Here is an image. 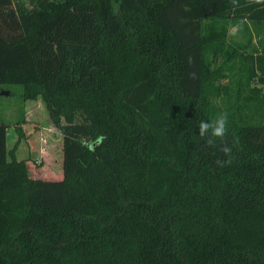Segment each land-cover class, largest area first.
<instances>
[{"label": "trees", "instance_id": "16d2710c", "mask_svg": "<svg viewBox=\"0 0 264 264\" xmlns=\"http://www.w3.org/2000/svg\"><path fill=\"white\" fill-rule=\"evenodd\" d=\"M242 18L264 5L0 0V85L42 98L62 158L59 179L32 177L0 122V264H264V124L213 102L236 57L264 84V49L224 43ZM221 112L210 146L198 124Z\"/></svg>", "mask_w": 264, "mask_h": 264}, {"label": "rangeland", "instance_id": "374dc122", "mask_svg": "<svg viewBox=\"0 0 264 264\" xmlns=\"http://www.w3.org/2000/svg\"><path fill=\"white\" fill-rule=\"evenodd\" d=\"M237 22L225 23L224 43L228 46H238L242 56L251 55L254 61L256 55L263 53L264 22L246 21L237 36H228L229 25ZM219 63L221 62L216 60V63H211V67ZM248 64L249 62L239 57L226 63L227 67L222 71L223 77L218 81L221 95L213 98V102L220 106L229 104L236 117L239 115L241 119L247 118L251 122L264 124V103L263 107H258L264 93V84L258 80V71L254 64H251L249 69L253 72L243 69V66ZM252 73L254 75H251ZM81 117L80 110L75 109L72 119L80 121ZM0 122L7 125L5 144L8 150L17 138L15 126L20 127L21 133L14 155L17 160H26L32 177L59 179L62 171L61 134L40 96L24 99L21 97L19 85H0ZM57 122H63V118L58 116Z\"/></svg>", "mask_w": 264, "mask_h": 264}, {"label": "clouds", "instance_id": "9594fccd", "mask_svg": "<svg viewBox=\"0 0 264 264\" xmlns=\"http://www.w3.org/2000/svg\"><path fill=\"white\" fill-rule=\"evenodd\" d=\"M249 3H254L256 5H264V0H249ZM234 7H239V0H232ZM246 21L242 18L235 24H230L228 27V36H237L241 31L243 24ZM228 125V114L226 112L218 113L212 120L205 121L201 120L198 124V136L201 138L207 137V144L210 146H216L217 141H223L227 134ZM220 151L225 155L230 156L231 148L227 145H223ZM219 166H224L227 163H231V159L217 161Z\"/></svg>", "mask_w": 264, "mask_h": 264}]
</instances>
